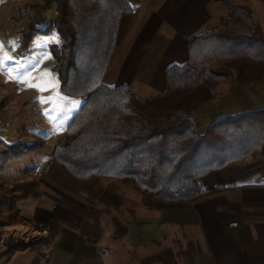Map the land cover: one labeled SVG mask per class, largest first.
Wrapping results in <instances>:
<instances>
[{
	"label": "trees",
	"instance_id": "trees-1",
	"mask_svg": "<svg viewBox=\"0 0 264 264\" xmlns=\"http://www.w3.org/2000/svg\"><path fill=\"white\" fill-rule=\"evenodd\" d=\"M229 10L220 25L190 38L188 58L165 73L166 87L143 97L127 85L109 86L104 76L118 45L122 20L130 15V0H35L18 8L20 52H27L37 34L57 29L61 45H53L61 88L83 103L70 120L65 140L56 144L48 166L59 164L77 180L112 178L163 203H180L202 192V181L225 167L264 150V110L224 117L201 133L194 113L220 96L222 84L264 83V30L252 8L220 0ZM56 7L52 23L45 11ZM20 15H19V14ZM40 141L9 144L0 139V163L41 149ZM34 172L37 166H26ZM11 208L17 207L14 195ZM1 224V223H0ZM121 237L128 226L114 223ZM51 237L59 223L39 224ZM30 243L8 242L0 257L30 248ZM181 252L164 248L143 264H179Z\"/></svg>",
	"mask_w": 264,
	"mask_h": 264
},
{
	"label": "crops",
	"instance_id": "crops-1",
	"mask_svg": "<svg viewBox=\"0 0 264 264\" xmlns=\"http://www.w3.org/2000/svg\"><path fill=\"white\" fill-rule=\"evenodd\" d=\"M233 1L250 6L254 20L264 30V0ZM130 3L133 11L121 22L118 45L104 82L109 86L127 85L143 97L163 92L167 68L186 63L190 38L218 27L229 14L220 0ZM219 92V97L194 113L196 129L201 133L221 118L264 110V83L222 84ZM30 161L22 167L24 178L18 181L17 204L21 214L39 223H59L48 246V264H106L104 251L114 249L132 250L138 257L136 264H143L144 259L164 248L181 252L179 264H264L262 153L208 176L202 181L199 195L171 204L160 203L132 185L116 183L112 178L77 180L59 164L48 166L49 161L35 157ZM28 165L49 170L39 182L24 170ZM60 168L65 171L60 173L63 183L69 185L70 180H75L85 190L80 193L58 182L52 174L61 172ZM36 195L49 200L53 211H47L46 202L41 203L45 205L41 211L38 206L29 207ZM92 195L99 203L97 210L88 209ZM102 208L117 209L120 216L113 213L107 217ZM116 216L128 226L127 234L118 238L114 237ZM106 217L110 226H105ZM109 237L115 238V244H104ZM28 249L0 257V263L6 256L10 263L18 255L24 256Z\"/></svg>",
	"mask_w": 264,
	"mask_h": 264
},
{
	"label": "rangeland",
	"instance_id": "rangeland-1",
	"mask_svg": "<svg viewBox=\"0 0 264 264\" xmlns=\"http://www.w3.org/2000/svg\"><path fill=\"white\" fill-rule=\"evenodd\" d=\"M31 1L35 0H0V139L9 144L35 141L43 144L37 151L0 163V253L6 249L8 242L21 240L32 245L24 256L18 255L10 263H7L10 257L6 256L4 262L0 264H48V246L52 239L50 230L38 228V225L43 223L21 214L18 204L16 208H11L10 204L14 195H18L19 179L24 178L22 167L30 164L33 157L37 160L44 159L45 162L51 159L54 146L65 140L67 126L83 103V98L69 97L62 91L61 80L55 69L56 55L52 51L53 45L62 44V38L56 28L49 34H37L31 41L29 50L20 52L22 36L20 29L28 23L35 12L31 11L19 23L16 21V15L19 7ZM44 14L46 22L41 27L54 21L56 7H51ZM255 153L264 154V150ZM44 168L30 171L32 179L39 182L43 180L44 174L49 170L44 171ZM63 169L60 168L61 172L55 171L52 174L58 178V182L80 193L81 190H85L84 185L75 180H70L72 182H69V185L63 183L65 181L60 174L65 173L66 170ZM29 170L31 169H25V171ZM114 182L120 183L115 180ZM132 187L134 188L133 185ZM45 188L50 192L48 187ZM47 198L51 200L50 195ZM90 198L93 201H89L88 209L97 210L99 203L96 197ZM33 199L36 201L29 207L34 209V206H38V210L41 211L40 208H45L41 203L46 202L47 211H53L49 200L44 201L40 195L33 196ZM102 211L107 217L114 214L120 216V211L114 208L110 210L102 208ZM117 216L114 218V223L119 221L125 225V222ZM107 217L105 226H110ZM114 237L118 238L117 235ZM114 241L115 238L109 237L104 244L110 246L115 244ZM104 252H106V264L138 262V257L132 250L114 249Z\"/></svg>",
	"mask_w": 264,
	"mask_h": 264
}]
</instances>
